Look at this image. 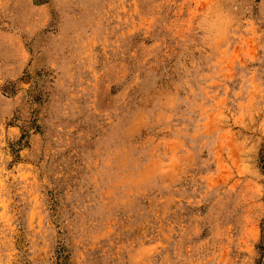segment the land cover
Returning a JSON list of instances; mask_svg holds the SVG:
<instances>
[{"label": "rangeland", "instance_id": "obj_1", "mask_svg": "<svg viewBox=\"0 0 264 264\" xmlns=\"http://www.w3.org/2000/svg\"><path fill=\"white\" fill-rule=\"evenodd\" d=\"M0 264H264V0H0Z\"/></svg>", "mask_w": 264, "mask_h": 264}]
</instances>
